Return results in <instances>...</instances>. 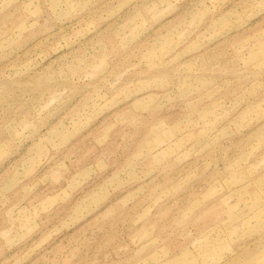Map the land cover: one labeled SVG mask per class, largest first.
<instances>
[{"label": "rangeland", "instance_id": "1", "mask_svg": "<svg viewBox=\"0 0 264 264\" xmlns=\"http://www.w3.org/2000/svg\"><path fill=\"white\" fill-rule=\"evenodd\" d=\"M0 264H264V0H0Z\"/></svg>", "mask_w": 264, "mask_h": 264}]
</instances>
